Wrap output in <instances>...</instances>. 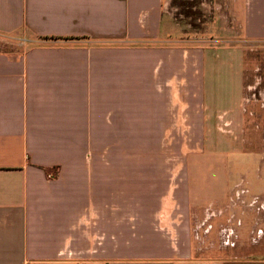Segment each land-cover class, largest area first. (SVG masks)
<instances>
[{"label": "crops", "instance_id": "1", "mask_svg": "<svg viewBox=\"0 0 264 264\" xmlns=\"http://www.w3.org/2000/svg\"><path fill=\"white\" fill-rule=\"evenodd\" d=\"M172 1L0 0V264L186 263L187 193L167 178L123 194L122 136L181 116L222 164L264 0H212L206 39L181 34Z\"/></svg>", "mask_w": 264, "mask_h": 264}, {"label": "rangeland", "instance_id": "2", "mask_svg": "<svg viewBox=\"0 0 264 264\" xmlns=\"http://www.w3.org/2000/svg\"><path fill=\"white\" fill-rule=\"evenodd\" d=\"M211 4L173 0L167 12L181 34L206 39ZM246 58L243 127L235 142L220 133L222 164H205L209 151L202 150L200 134L184 130L181 116L175 133H143L137 141L122 136L119 155L128 162L122 165L123 194L150 192L167 178L175 191L187 193L188 213L175 216L187 237L184 264H264V44L250 46ZM136 198L122 196L128 203Z\"/></svg>", "mask_w": 264, "mask_h": 264}, {"label": "trees", "instance_id": "3", "mask_svg": "<svg viewBox=\"0 0 264 264\" xmlns=\"http://www.w3.org/2000/svg\"><path fill=\"white\" fill-rule=\"evenodd\" d=\"M50 39H53V38H50Z\"/></svg>", "mask_w": 264, "mask_h": 264}]
</instances>
